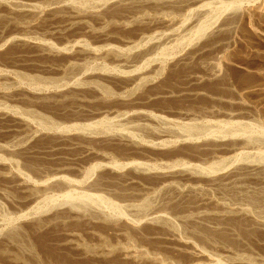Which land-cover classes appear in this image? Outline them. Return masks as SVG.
Wrapping results in <instances>:
<instances>
[{"label":"rangeland","instance_id":"rangeland-1","mask_svg":"<svg viewBox=\"0 0 264 264\" xmlns=\"http://www.w3.org/2000/svg\"><path fill=\"white\" fill-rule=\"evenodd\" d=\"M263 170L264 0H0V264H264Z\"/></svg>","mask_w":264,"mask_h":264},{"label":"bare ground","instance_id":"bare-ground-1","mask_svg":"<svg viewBox=\"0 0 264 264\" xmlns=\"http://www.w3.org/2000/svg\"><path fill=\"white\" fill-rule=\"evenodd\" d=\"M143 2V1H142ZM129 4V3H128ZM10 5L12 7H18L19 4L18 2H15V1H11L10 2ZM26 5H24L25 7ZM31 6V5H30ZM9 7V6H8ZM23 7V8H24ZM114 7V6H113ZM27 8H28V5H27ZM27 8L25 9H18V8H11L10 11L11 12H17V13H22L21 11L23 12H27V13H33V8H31V11L28 10ZM75 8V7H74ZM73 8V9H74ZM71 10V9H70ZM121 33V32H120ZM192 128V127H191ZM190 128H188L189 130ZM181 136V135H180ZM200 136V135H198ZM250 141V140H249ZM214 167V166H213ZM259 169V168H258ZM209 170V169H208ZM264 171V170H263ZM231 174V173H230ZM264 174V173H263ZM228 175H221L220 177L218 178H211L208 180V182H211L212 184H221L220 182L224 181L225 179H228L229 177H227ZM230 176V175H229ZM217 177V176H216ZM227 177V178H226ZM224 179V180H223ZM196 187V186H194ZM194 187H189L191 188L190 191H194ZM197 188V187H196ZM31 193H32V190H31ZM255 195V194H254ZM248 199V202L251 204V205H254L256 207L260 206V205H264V196L263 195H257V196H254V197H251L250 195L248 197H246ZM177 206V205H176ZM217 208V207H216ZM204 211V210H203ZM254 212V211H253ZM261 212H255V213H251L249 212V210H246V209H233V210H230L229 212H220V213H205L203 214V218H210L212 220H214L216 223L220 224L221 225H225L227 229H229L230 231H232L234 233L235 236H237L236 239H232L230 236H228L227 233L225 232H222L223 229H220L219 228H210V227H207L204 223H194L195 224V232L197 233V235H200L202 236L201 238L204 239H208V241L210 239H213L214 237H217L218 239H216L217 241H222V242H228V243H231V244H238L240 243L241 241L247 239V238H250L249 236H252V230H256V228H259V226H264V220L262 219V217L260 216ZM198 216V215H197ZM200 217V216H198ZM202 218V217H201ZM155 221L158 223V225L167 230L168 232H170L172 229L171 227L169 226V220L167 217H164L162 215L160 216H157V217H154ZM203 220V219H202ZM193 224V223H191ZM217 224V225H218ZM193 227V226H192ZM217 227V226H216ZM174 230V229H173ZM120 232V231H119ZM124 232V231H123ZM10 233H13V234H8L9 237L7 239V242H11V243H15L14 245L17 246V249L20 250V244H18V240H17V236L15 235L16 233L15 232H10ZM15 233V234H14ZM162 233V232H161ZM253 240V239H252ZM215 241V239H214ZM250 241V240H249ZM210 242V241H209ZM248 242V240L246 241ZM251 242V241H250ZM219 244V243H218ZM221 244V243H220ZM103 245H105L103 243ZM229 245V244H228ZM27 247V246H26ZM85 247V246H84ZM103 247V246H102ZM116 247V246H115ZM114 249H117L120 248V245L119 247H116ZM234 247V246H233ZM104 248V247H103ZM111 248V247H110ZM26 249H29V248H26ZM123 250V248H120ZM4 250V249H3ZM1 250V251H3ZM30 250V249H29ZM32 250V249H31ZM101 250V249H100ZM86 251V250H85ZM110 251V250H109ZM32 252V251H31ZM29 255H30V251H29ZM128 255V254H127ZM140 255V254H138ZM142 256V255H140ZM16 257H17V254H16ZM15 257V258H16ZM19 257V256H18ZM21 258V257H20ZM22 259V258H21ZM35 259V258H34ZM34 259L30 260V261H34ZM128 259V258H127ZM155 261V259H153ZM29 261V262H30ZM36 261V260H35ZM34 261V262H35ZM38 262V261H36ZM150 262V261H149ZM23 263L24 264H29L27 262H24L23 260ZM31 263V262H30Z\"/></svg>","mask_w":264,"mask_h":264}]
</instances>
